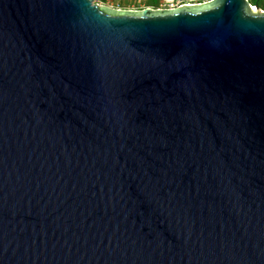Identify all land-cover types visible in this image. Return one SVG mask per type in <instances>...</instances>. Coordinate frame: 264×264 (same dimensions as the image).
I'll list each match as a JSON object with an SVG mask.
<instances>
[{
	"label": "water",
	"instance_id": "water-1",
	"mask_svg": "<svg viewBox=\"0 0 264 264\" xmlns=\"http://www.w3.org/2000/svg\"><path fill=\"white\" fill-rule=\"evenodd\" d=\"M0 264H264V10L0 0Z\"/></svg>",
	"mask_w": 264,
	"mask_h": 264
},
{
	"label": "trees",
	"instance_id": "trees-1",
	"mask_svg": "<svg viewBox=\"0 0 264 264\" xmlns=\"http://www.w3.org/2000/svg\"><path fill=\"white\" fill-rule=\"evenodd\" d=\"M103 5H112L116 9H125L129 10L132 6L139 7V10L145 8L157 9L160 7V4L164 0H140L143 2V5L137 3L138 0H98ZM253 7H259L261 10H264V0H250Z\"/></svg>",
	"mask_w": 264,
	"mask_h": 264
},
{
	"label": "built area",
	"instance_id": "built-area-1",
	"mask_svg": "<svg viewBox=\"0 0 264 264\" xmlns=\"http://www.w3.org/2000/svg\"><path fill=\"white\" fill-rule=\"evenodd\" d=\"M206 2H208V0H164L160 4V7L157 9L170 10V9H176L178 7H182L184 5L202 4ZM95 3L99 5H103L98 0H95Z\"/></svg>",
	"mask_w": 264,
	"mask_h": 264
},
{
	"label": "rangeland",
	"instance_id": "rangeland-1",
	"mask_svg": "<svg viewBox=\"0 0 264 264\" xmlns=\"http://www.w3.org/2000/svg\"><path fill=\"white\" fill-rule=\"evenodd\" d=\"M137 3L143 5V2L140 1V0H138ZM135 5H136V4H135ZM135 5L132 6L129 10H139V7H136ZM103 6H108V7L114 8V6H112V5H103ZM114 9H116V8H114Z\"/></svg>",
	"mask_w": 264,
	"mask_h": 264
},
{
	"label": "snow or ice",
	"instance_id": "snow-or-ice-1",
	"mask_svg": "<svg viewBox=\"0 0 264 264\" xmlns=\"http://www.w3.org/2000/svg\"><path fill=\"white\" fill-rule=\"evenodd\" d=\"M208 2H209V3H214V2H215V0H208Z\"/></svg>",
	"mask_w": 264,
	"mask_h": 264
}]
</instances>
